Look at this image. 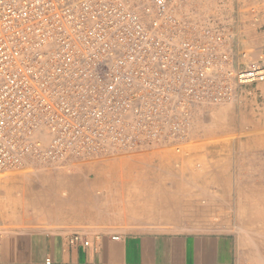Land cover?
<instances>
[{
    "label": "built area",
    "instance_id": "2783aa9c",
    "mask_svg": "<svg viewBox=\"0 0 264 264\" xmlns=\"http://www.w3.org/2000/svg\"><path fill=\"white\" fill-rule=\"evenodd\" d=\"M151 5L0 0V174L180 154L198 111L264 81V53L237 60L236 24L189 20L171 0Z\"/></svg>",
    "mask_w": 264,
    "mask_h": 264
},
{
    "label": "crops",
    "instance_id": "0c3cea01",
    "mask_svg": "<svg viewBox=\"0 0 264 264\" xmlns=\"http://www.w3.org/2000/svg\"><path fill=\"white\" fill-rule=\"evenodd\" d=\"M256 153V162L261 161ZM179 160L156 156L84 165L67 180L50 182L52 197L66 194L67 202L47 210L49 227L0 229V264H235L231 233L187 229L181 223L207 214L197 204L205 196L213 207L215 187L228 188L232 181L264 187V163L211 164L199 171ZM90 172L94 179L84 177ZM165 220L179 222L172 229L145 226V221ZM126 224L134 228L125 229ZM75 234L89 244L71 242Z\"/></svg>",
    "mask_w": 264,
    "mask_h": 264
},
{
    "label": "rangeland",
    "instance_id": "374dc122",
    "mask_svg": "<svg viewBox=\"0 0 264 264\" xmlns=\"http://www.w3.org/2000/svg\"><path fill=\"white\" fill-rule=\"evenodd\" d=\"M129 1L141 12L152 6L151 0ZM171 5L177 15L198 23H208L217 15L221 21L236 24L233 30L237 35L236 54L241 65L256 62L264 53V3L256 0H171ZM252 7L255 12L251 11ZM263 85L264 81L246 86L239 101L198 111L191 128L192 138L180 154L160 149L142 154L120 153L85 163L70 172L24 167L8 175L0 174V229L51 226L47 210L51 211L52 206L56 208L57 205L61 209L67 197L66 194L52 197L50 182L67 180L84 165L87 166L83 169H88L95 164L146 161L156 156L171 161L179 158L175 162L199 171L211 164L228 163L235 167L238 163H264ZM255 152L261 155V161L258 158L256 162ZM262 166L261 175L264 177ZM250 173L253 175L254 172ZM84 177L94 179L95 173H85ZM237 183L232 181L228 188L215 187L212 191L213 207L205 196L201 197L197 209L207 211V214L185 220L181 226L231 233L236 240L235 264H264V187H246L242 183L236 186ZM145 222L149 228L172 229L179 221ZM124 228L134 227L126 224Z\"/></svg>",
    "mask_w": 264,
    "mask_h": 264
},
{
    "label": "bare ground",
    "instance_id": "6f19581e",
    "mask_svg": "<svg viewBox=\"0 0 264 264\" xmlns=\"http://www.w3.org/2000/svg\"><path fill=\"white\" fill-rule=\"evenodd\" d=\"M142 3V2H141ZM202 112V111H201ZM199 167L201 166L200 164L198 165ZM2 174H5V175H8L10 174V172H7V173H2ZM5 182V181H4ZM256 232V231H255Z\"/></svg>",
    "mask_w": 264,
    "mask_h": 264
}]
</instances>
